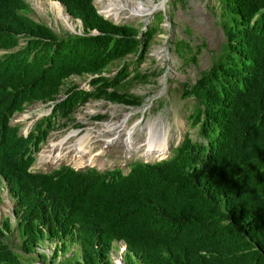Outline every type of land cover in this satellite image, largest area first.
Returning a JSON list of instances; mask_svg holds the SVG:
<instances>
[{
  "label": "trees",
  "instance_id": "1",
  "mask_svg": "<svg viewBox=\"0 0 264 264\" xmlns=\"http://www.w3.org/2000/svg\"><path fill=\"white\" fill-rule=\"evenodd\" d=\"M58 1L80 34L57 35L28 16L23 0H0V176L22 254L56 241L54 260L77 243L79 258L54 264H109L111 242L123 241L124 264H264V0H215L224 42L193 87L182 84L197 99L190 119L200 122V140L185 137L167 159L133 162L125 174L29 170L55 120L90 98L140 104L120 90L146 80L136 66L152 27L138 41L137 28L104 19L93 0ZM204 45L179 39L174 48L185 65ZM129 54L136 60L123 61ZM114 61L123 63L102 75ZM84 74L91 91L67 87L56 102L66 79ZM38 101L52 102L51 112L23 136L9 119ZM10 230L5 218L0 264H23L2 239Z\"/></svg>",
  "mask_w": 264,
  "mask_h": 264
},
{
  "label": "rangeland",
  "instance_id": "2",
  "mask_svg": "<svg viewBox=\"0 0 264 264\" xmlns=\"http://www.w3.org/2000/svg\"><path fill=\"white\" fill-rule=\"evenodd\" d=\"M23 1L29 7L28 16L36 22L46 24L57 35L81 33V25L78 20L72 19L69 16L74 26L73 31L61 22L56 14V11L60 9L55 5L52 6L56 2L50 0ZM152 1L157 4L160 0ZM161 3L158 9L145 18L125 17V14H121L119 18H111L104 15L105 0H93V5L103 18H108L107 20L115 24H131L137 28L139 32L137 34L138 41L143 39L150 27L154 31L145 53L142 54L144 59L138 62L136 66L138 71L145 75L144 78L146 80L144 82L133 81L128 85L124 84V88L120 90L124 91L125 89L124 92L138 96L140 104L129 106L109 103L104 100H88L78 106L68 118L58 119L55 122L54 128L47 134L45 141L41 144L40 152L38 151V154L35 153V159L30 166V170L48 171L58 164H66L74 169L92 167L99 172L118 169L122 173H125L128 170L129 163L132 161L137 160L150 163L154 161L153 158L140 156L142 150L140 152L137 150L144 141H149L145 138V135H147L148 128L153 123H157L159 131H163L166 135V144L162 146L160 144L158 151H156L158 153L162 152V148L168 145V148L163 151L164 153L160 154V156L162 155L160 158L166 155L169 146L171 149L181 140L185 132L189 134L192 140H199L197 127H191L187 120V116L191 112L196 99L191 93L185 94L182 84L192 85L198 78V72L207 69L214 61L212 55L219 51L220 46L224 42V36L219 25L218 3L215 0H162ZM60 6L63 7L61 4ZM63 10L66 14L64 7ZM156 21L160 22V24L156 23ZM179 39L187 41L193 47L199 45L201 42L205 44L197 55L196 65L190 63L184 65L182 60L176 55L174 45L176 40ZM145 42L146 40H144ZM1 53L2 51H0ZM135 60L136 55L131 54L123 58V61L127 63ZM123 61L112 62L102 75L111 77L116 72L118 64H122ZM128 70H131V65H128ZM90 78L91 76L89 75L70 76L61 88L60 96L64 95L63 91L67 87L91 91V87L88 85ZM107 91L110 90L107 89ZM49 111L50 103L34 102L26 105L22 112L14 113L9 122L10 124L19 125V133L23 134L30 129L32 130L34 122L37 119L45 118L49 114ZM124 113H131L129 118H127L130 122L126 121L127 123L124 126L125 130L129 126H133L132 122H138L134 126L135 130L131 133L124 134L118 131L119 134L118 132L112 134L110 136L112 140L104 145L92 146V144H89V147L93 148L89 153L82 155L81 151L68 152L66 155H60V159L57 157V161L53 164L39 160V154L47 150L51 146V142H57V140L66 138L75 132L76 135H82L85 129L90 127H92V131L96 132L100 125L113 123L112 120L117 121L121 119ZM142 118L143 121H140ZM105 137V139H108L107 136ZM129 144L131 145L127 148ZM132 149L136 153L131 156L128 154V151ZM86 151H88V148H86ZM97 154H99L98 157L96 156ZM87 156H94L96 159L89 160L88 164L84 163L79 166L77 164L79 161L87 162ZM13 211L12 199L7 193L4 182L0 179V222L3 218L7 217L11 223V230L4 232L3 239L18 253L20 260L24 264L28 261L38 264V261L42 258L37 253L45 252L36 250V253H33L31 256H25L21 255L18 251L19 235L13 224ZM114 244L111 252L112 255L117 253L121 247V243ZM41 249L45 250L44 247ZM47 249L45 253L47 257L43 260V264H46L45 260L50 256L52 251L49 246ZM76 250L77 247L72 244L66 254Z\"/></svg>",
  "mask_w": 264,
  "mask_h": 264
},
{
  "label": "bare ground",
  "instance_id": "3",
  "mask_svg": "<svg viewBox=\"0 0 264 264\" xmlns=\"http://www.w3.org/2000/svg\"><path fill=\"white\" fill-rule=\"evenodd\" d=\"M136 2V3H135ZM162 0L158 1L157 4H155L152 0H105V14L111 18H119L121 14H125V17H141L145 18L149 14H151L154 10L158 9V7L162 4ZM55 5L57 8H59V11H56V14L58 18L65 24V26L70 29L71 31L74 30V26L72 25V21L69 18L67 14L64 13L63 7L60 6V4L55 3L52 4V6ZM54 13V12H53ZM57 18V17H55ZM134 18V19H135ZM108 19V18H107ZM139 19V18H138ZM118 22V21H117ZM94 112V111H92ZM131 113H124L122 118L114 121L112 120L113 123L110 124H103L100 125L99 129L94 132L92 131V127L86 128L85 131L83 132L82 135H76L75 133L67 136L66 138H61L57 140V142H51V146L47 149L44 150L39 154V160L44 161L45 163L47 162L48 164H53L57 159H60V155H66L68 152H73V151H81V154L83 155L84 153H89V151L93 148L89 147V144L92 146H98L104 145L105 143L109 142L112 140L110 137L112 134L116 132H123L124 134H129L132 131L135 130V125H137V121L132 122L133 126H129L124 129L125 124L127 123L126 121L128 120ZM134 127V128H133ZM147 135H145V138L149 141H144L142 145L139 147L138 152L142 150V153L140 156L146 157V158H153V159H160V154H163L167 148L168 145L162 148V152H156L158 151L160 144L161 146L163 144H166V138H165V133L163 131H159L160 129L157 128V123H153V125L148 128ZM165 130V129H164ZM160 133H159V132ZM118 132V134H119ZM117 134V136H119ZM107 136L108 139H105ZM110 138V139H109ZM69 140V142H67ZM133 144V143H132ZM140 144V143H139ZM129 144L127 148L130 146ZM154 146V147H152ZM86 148H88V151H86ZM152 148V149H150ZM135 150V149H134ZM137 152V153H138ZM101 153V151H99ZM136 151H133V149L128 151V154L132 156V154H135ZM97 157L99 154L96 155ZM58 157V158H57ZM88 159L86 160L87 162H78L77 164L81 166L82 164H88L90 161L96 159V157H89L87 156Z\"/></svg>",
  "mask_w": 264,
  "mask_h": 264
},
{
  "label": "clouds",
  "instance_id": "4",
  "mask_svg": "<svg viewBox=\"0 0 264 264\" xmlns=\"http://www.w3.org/2000/svg\"><path fill=\"white\" fill-rule=\"evenodd\" d=\"M50 1H54V2H56V3H58V4H61L58 0H50ZM62 5V4H61ZM63 6V5H62ZM64 7V6H63ZM98 13V12H97ZM67 14V13H66ZM99 14V13H98ZM68 15V14H67ZM100 15V14H99ZM69 16V15H68ZM105 19V18H104ZM81 25V24H80ZM81 31H82V29H81ZM197 62V61H196ZM192 65H196V63L195 64H192ZM209 68V67H208ZM207 68V69H208ZM207 69H204V70H207ZM201 71H203V70H200L199 72H198V78L194 81V83L199 79V73L201 72ZM193 83V84H194ZM193 84L192 85H189V84H187V89H189L191 86L193 87ZM110 90V89H109ZM183 90H184V88H183ZM65 97V95H63V96H60L59 98H57V100H56V102L57 101H59V100H62L63 98ZM195 98V97H194ZM91 100H104V99H92V98H90ZM90 99H88V100H90ZM196 99V98H195ZM87 100V101H88ZM87 101H83V102H80L78 105H76L75 107H73L72 108V110L65 116V117H61V118H58V119H65V118H68V116H70L71 114H72V112L78 107V106H80V105H82V104H84L85 102H87ZM104 101H106V102H109V103H114V102H110V101H107V100H104ZM39 102V101H38ZM34 103V102H33ZM40 103V102H39ZM46 103H50V111H49V114H50V112H51V109H52V105H53V103L52 102H46ZM195 103H197V99H196V102ZM195 103H194V105H193V107L195 106ZM117 104H120V103H117ZM26 105H29V104H24V107L26 106ZM124 105V104H123ZM125 105H127V104H125ZM129 106H131V105H129ZM24 109V108H23ZM193 109V108H192ZM22 112V111H21ZM192 112H193V110H191V112L188 114V116H187V120L189 121V125L191 126V127H194V126H196L197 127V130H198V124L200 123L199 121H197L196 122V125L195 124H192L191 123V119H190V116L192 115ZM14 113H20V112H14ZM13 113V114H14ZM12 114V115H13ZM49 114L48 115H46V117L47 116H49ZM12 115H11V117H12ZM11 117H10V119H11ZM98 117V116H97ZM10 119H9V121H10ZM57 119V120H58ZM155 119V118H154ZM37 120H39V119H37ZM36 120V121H37ZM57 120H55V122L57 121ZM134 120V119H133ZM132 120V121H133ZM148 120H152V119H148ZM35 121V122H36ZM128 121V120H127ZM140 121H143V118L140 120ZM34 122V123H35ZM128 122H130V121H128ZM145 123V122H144ZM9 124H10V122H9ZM55 124V123H54ZM10 125H17V124H10ZM34 125V124H33ZM54 128V127H53ZM52 128V129H53ZM52 129H50L49 130V132L52 130ZM29 131H31V129L29 130ZM28 131V132H29ZM18 132H19V125H18ZM28 132H26V133H23V134H21V135H23V136H26V134L28 133ZM48 132V133H49ZM47 133V134H48ZM20 134V133H19ZM199 134V133H198ZM46 137H47V135H46ZM46 137H45V139H46ZM185 137H188L192 142H196V141H199L200 140V138H199V140H192L190 137H189V134L187 133V132H185L184 133V135H183V137L181 138V140L175 145V146H173L171 149H170V146H169V150H168V152L166 153V155L164 156V157H162V158H160V160L159 159H153L154 161L153 162H151V163H154V162H159V161H162V160H165V159H167L169 156H171V154H172V152L174 151V149L177 147V146H179V144L183 141V139L185 138ZM45 139L40 143V147H41V144L45 141ZM40 147H39V149L37 150V151H35L33 154H32V156L34 157V159H35V153H37L39 150H40ZM171 150V151H170ZM169 151H170V153H169ZM40 152V151H39ZM38 152V153H39ZM37 153V154H38ZM133 162H140V163H144V164H149L150 162H142V161H132V162H130L129 163V165H128V170H129V167H130V164L131 163H133ZM58 165H60V164H58ZM57 165V166H58ZM64 165H66V164H64ZM57 166H55V167H53V168H56ZM69 166V165H68ZM71 167V166H70ZM71 168H73V167H71ZM79 168V167H78ZM89 168H92V167H89ZM74 169V168H73ZM85 169V168H84ZM29 170H30V167H29ZM75 170H80V169H75ZM96 170V169H95ZM112 170H118V169H112ZM112 170H106V171H112ZM128 170H127V172H128ZM30 171H32V170H30ZM119 171V170H118ZM102 172V171H101ZM121 172V171H120ZM127 172H125V173H127ZM122 173V172H121ZM125 173H123V174H125ZM0 179L4 182V180L1 178V176H0ZM4 185H5V188H6V190H7V187H6V184H5V182H4ZM7 193H8V191H7ZM8 195H9V193H8ZM9 197L12 199V209H13V204H14V200H13V198L9 195ZM12 215H13V224H14V222H15V214H14V211H13V213H12ZM5 218H7V217H5ZM5 218H3L2 219V221L5 219ZM9 219V218H8ZM1 221V222H2ZM1 222H0V224H1ZM10 222V221H9ZM11 224V223H10ZM15 227V226H14ZM16 229V228H15ZM17 230V229H16ZM3 239V238H2ZM4 240V239H3ZM4 242H6V241H4ZM7 243V242H6ZM114 243H121V247L119 248V250H118V252L117 253H115L114 255H112L111 254V252H112V250H113V248H114ZM8 244V243H7ZM57 244V242L56 241H52V242H50V241H47V240H44V241H42L41 243H39L36 247H35V251H34V253H36V250H40L41 252H45L46 253V250H48L47 248H48V246L52 249V251H51V254H50V256L45 260V262H46V264H54V263H56L58 260H60L63 256H68V255H72V256H74V257H77V258H79L80 257V248H79V245L77 244V243H70V245L68 246V248L66 249V251H65V253L64 254H62V255H60V254H58L57 256H56V258L53 260L52 259V256H53V251H54V247H55V245ZM72 244L73 245H75L76 247H77V250L76 251H71V252H69L68 254H66L67 252H68V249L70 248V246H72ZM19 245H20V243H19ZM8 246H9V244H8ZM10 247V246H9ZM45 248V250H42L41 248ZM11 248V247H10ZM12 249V248H11ZM13 250V249H12ZM14 251V250H13ZM18 251H19V253L21 254V255H25V254H22V252L20 251V249H19V246H18ZM14 252H16V251H14ZM125 252H126V248H125V245H124V243H123V241H114V242H111V246H110V249H109V251H108V260H109V264H124V254H125ZM17 253V252H16ZM45 253H37V255L39 256V257H41L42 259L40 260V261H38V264H43V260L47 257L46 256V254ZM18 254V253H17ZM33 254V253H32ZM32 254H30V255H25V256H31ZM18 257H19V255H18ZM20 258V257H19ZM29 262H31V261H29ZM32 263V262H31ZM24 264V263H23ZM32 264H34V263H32Z\"/></svg>",
  "mask_w": 264,
  "mask_h": 264
}]
</instances>
